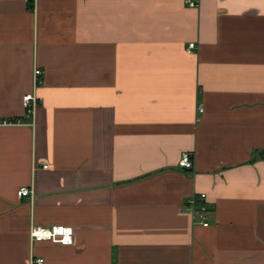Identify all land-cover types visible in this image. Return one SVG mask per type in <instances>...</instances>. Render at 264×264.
<instances>
[{
  "label": "crops",
  "instance_id": "1",
  "mask_svg": "<svg viewBox=\"0 0 264 264\" xmlns=\"http://www.w3.org/2000/svg\"><path fill=\"white\" fill-rule=\"evenodd\" d=\"M262 152L264 0H0V264H264Z\"/></svg>",
  "mask_w": 264,
  "mask_h": 264
},
{
  "label": "built area",
  "instance_id": "2",
  "mask_svg": "<svg viewBox=\"0 0 264 264\" xmlns=\"http://www.w3.org/2000/svg\"><path fill=\"white\" fill-rule=\"evenodd\" d=\"M23 1H32L35 3V0H23ZM190 4L194 2L190 1ZM194 42L188 43V49L194 47ZM42 70L38 67L34 68V80L33 85L37 87L41 84L40 75ZM38 96L35 91L27 92L22 96V104L25 109V116L30 118L28 123H34L35 112L38 104ZM199 110L202 109L201 104L198 105ZM15 123H23L22 119L12 120ZM178 164L183 168H192L193 167V156L190 151L182 152ZM30 188L27 186H21L17 190L19 196L26 195L30 193ZM184 208L189 210L195 222L207 226L209 224L208 214H207V205H206V194L204 192H197L190 194L184 201ZM64 233V226L62 224H53L50 226H43L38 224H32L29 229V237L31 240H43L50 239L57 235H62ZM43 262L42 257H33L30 260L31 264H41Z\"/></svg>",
  "mask_w": 264,
  "mask_h": 264
},
{
  "label": "trees",
  "instance_id": "3",
  "mask_svg": "<svg viewBox=\"0 0 264 264\" xmlns=\"http://www.w3.org/2000/svg\"><path fill=\"white\" fill-rule=\"evenodd\" d=\"M262 155H264V152H262Z\"/></svg>",
  "mask_w": 264,
  "mask_h": 264
}]
</instances>
